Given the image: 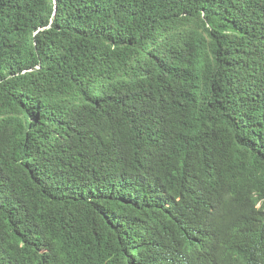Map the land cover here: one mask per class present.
<instances>
[{"label": "trees", "instance_id": "16d2710c", "mask_svg": "<svg viewBox=\"0 0 264 264\" xmlns=\"http://www.w3.org/2000/svg\"><path fill=\"white\" fill-rule=\"evenodd\" d=\"M224 245L264 264V0H0V264Z\"/></svg>", "mask_w": 264, "mask_h": 264}, {"label": "clouds", "instance_id": "9594fccd", "mask_svg": "<svg viewBox=\"0 0 264 264\" xmlns=\"http://www.w3.org/2000/svg\"><path fill=\"white\" fill-rule=\"evenodd\" d=\"M178 229L183 233L185 230L184 223L180 224L178 226ZM232 250L233 249L229 248L227 245H224L221 248H219L214 254L203 252L204 253V264H217V260L219 258L228 257L232 253Z\"/></svg>", "mask_w": 264, "mask_h": 264}]
</instances>
